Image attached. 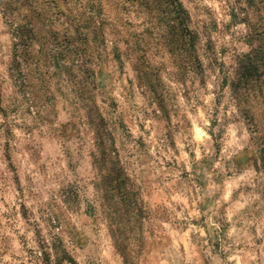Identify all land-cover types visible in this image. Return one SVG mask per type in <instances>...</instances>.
<instances>
[{
    "label": "rangeland",
    "instance_id": "1",
    "mask_svg": "<svg viewBox=\"0 0 264 264\" xmlns=\"http://www.w3.org/2000/svg\"><path fill=\"white\" fill-rule=\"evenodd\" d=\"M65 253L264 264V0H0V264Z\"/></svg>",
    "mask_w": 264,
    "mask_h": 264
},
{
    "label": "trees",
    "instance_id": "2",
    "mask_svg": "<svg viewBox=\"0 0 264 264\" xmlns=\"http://www.w3.org/2000/svg\"><path fill=\"white\" fill-rule=\"evenodd\" d=\"M59 257L58 259H56L55 262H57L56 264H75L74 260L71 256L67 255L66 253L63 256H58L56 254V258Z\"/></svg>",
    "mask_w": 264,
    "mask_h": 264
}]
</instances>
